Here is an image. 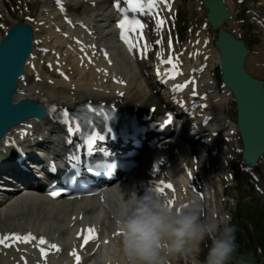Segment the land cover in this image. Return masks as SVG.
<instances>
[{
	"label": "clouds",
	"instance_id": "1",
	"mask_svg": "<svg viewBox=\"0 0 264 264\" xmlns=\"http://www.w3.org/2000/svg\"><path fill=\"white\" fill-rule=\"evenodd\" d=\"M115 216L122 233L114 246L121 254L116 264H165V255L196 251L206 237L211 244L203 264H230L236 252L235 226L203 219L195 201L173 208L156 191L130 188Z\"/></svg>",
	"mask_w": 264,
	"mask_h": 264
},
{
	"label": "bare ground",
	"instance_id": "2",
	"mask_svg": "<svg viewBox=\"0 0 264 264\" xmlns=\"http://www.w3.org/2000/svg\"><path fill=\"white\" fill-rule=\"evenodd\" d=\"M83 12L90 13L91 16H95L97 20H101L102 22H105L106 19L104 18L101 5L98 6V10L94 12L92 10V7L90 6H83ZM94 17V18H95ZM74 73L78 72L81 76H87L88 78H85L83 81L81 78L79 80H73L72 82L65 83V82H58L54 86H48L47 84L38 85L37 83H29L27 86H20V93H18L16 100L22 99L24 97H30V98H41L45 96L52 97V92L61 91L64 94H67L68 89L66 86H68L72 93V84L76 85V92L73 95L76 99H82L85 97H91L92 94H96L94 92V88L97 85V80L94 77H91L87 74H84L83 71L80 70L79 66L77 64H72ZM116 69H118L116 67ZM136 75L133 73V78H135ZM133 80V79H132ZM133 82L131 81L130 87L126 88L127 94L125 95L126 99H132V100H141L144 102L148 97V91H147V84L144 82V90L143 91H135L131 88ZM99 87V85H97ZM62 88V89H60ZM22 91H25L23 94ZM43 93V94H42ZM64 99H68L67 95L64 96ZM214 112L219 114L221 118H223V112H222V103L217 102L214 104ZM21 196V195H20ZM121 196V192L119 193L118 197ZM117 202V201H116ZM63 213H57L56 210H54L52 207H43L42 205L30 207L25 200H23V196L16 199L14 202L6 205L0 206V223H7V224H13L18 221L27 220L28 218L30 220H39L41 225H47L49 229L56 228V232L62 231L63 227L65 228L67 225V220L69 219L70 212L67 214L62 215ZM63 224H65L63 226Z\"/></svg>",
	"mask_w": 264,
	"mask_h": 264
},
{
	"label": "snow or ice",
	"instance_id": "3",
	"mask_svg": "<svg viewBox=\"0 0 264 264\" xmlns=\"http://www.w3.org/2000/svg\"><path fill=\"white\" fill-rule=\"evenodd\" d=\"M60 2L61 0H57V3H60ZM125 3H126L127 8L121 10L123 13V18L119 20L118 26L121 29V39H123L128 44L129 50L131 51L134 48L135 44L133 41L130 40V34L133 32H138V34L142 36L143 35L142 30L144 28V24L142 23L140 19L130 16L128 14V9L132 11H139V12L156 11V14H158V5L160 3L168 4V0H125ZM61 7H63L62 4H61ZM116 7L120 9L119 0H116ZM163 23L164 21L161 18L159 20V24L162 25ZM157 43H160V41H157ZM105 55H107V53H105ZM161 63H167V64L173 65V67L167 71L166 73L167 75H172L173 73L178 72V69H176V65L174 64L171 58H169L167 61L162 60ZM189 82L190 81H186L185 84L177 85L176 88L183 89L184 87L187 86ZM193 94L195 95V93ZM89 110L92 112L96 111V109L92 108L91 106H89ZM171 119H172L171 116H169L168 122H171ZM63 121L67 126V131L69 134L74 135L75 133L81 132L83 130L82 123L80 122L79 118H76L75 120H73V118L71 117V114L67 110L63 112ZM98 139H103V137L98 132H95V131L89 132V135L86 138V143L88 145L89 152L92 151V146L95 144L96 140ZM105 167H109V165H105ZM165 188L172 189L173 185L171 183L165 184L164 181H160L159 185L155 188V191L163 194L165 191ZM49 195L56 197L60 195V192L53 191L49 193ZM167 203L171 205L174 203V201H168ZM186 206L187 205H185V207ZM81 235H82L81 232H77V236H81ZM96 238H97V233H96L95 226H89L86 234L83 235V244L86 245L89 243L90 240H93ZM37 239L41 245H46L47 249H54L57 251L59 250V246L57 244L50 243L43 236H40L37 238L33 236L31 232H28L27 234H20V233L13 232L7 235H0V245H5L6 241L9 242L6 246H11V242H14V241L27 243V242H30L32 240H37ZM105 243H108V242L105 241ZM40 251L42 254H45L46 248L41 247ZM72 254L75 256L77 264H79L81 260L80 255L77 254L75 251H73Z\"/></svg>",
	"mask_w": 264,
	"mask_h": 264
},
{
	"label": "rangeland",
	"instance_id": "4",
	"mask_svg": "<svg viewBox=\"0 0 264 264\" xmlns=\"http://www.w3.org/2000/svg\"><path fill=\"white\" fill-rule=\"evenodd\" d=\"M183 5L186 6L187 5V0L183 1ZM245 203H251L253 204L254 202L258 203L259 205L264 207V201L260 199H256L254 195L249 196V194H247L244 198ZM254 235H260L264 237V221H263V226L260 229L254 230L253 232Z\"/></svg>",
	"mask_w": 264,
	"mask_h": 264
}]
</instances>
